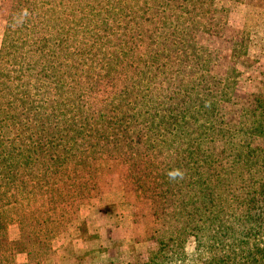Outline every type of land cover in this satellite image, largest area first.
<instances>
[{
	"label": "trees",
	"instance_id": "1",
	"mask_svg": "<svg viewBox=\"0 0 264 264\" xmlns=\"http://www.w3.org/2000/svg\"><path fill=\"white\" fill-rule=\"evenodd\" d=\"M216 1L12 0L0 50V264H68L53 241L117 171L157 244L136 264H264V148L237 141L264 140V97L233 122L218 116L250 37L224 75L211 71L198 34L224 38L230 26ZM86 255L73 260L91 264Z\"/></svg>",
	"mask_w": 264,
	"mask_h": 264
},
{
	"label": "rangeland",
	"instance_id": "2",
	"mask_svg": "<svg viewBox=\"0 0 264 264\" xmlns=\"http://www.w3.org/2000/svg\"><path fill=\"white\" fill-rule=\"evenodd\" d=\"M11 3L12 0H0V50ZM216 6L230 11V26L225 37L198 34L199 43L210 50V68L214 74L227 72L234 44L244 33L250 37L246 56H241L234 63L240 71L234 99L231 103H221L218 108L221 119L233 122L243 109L253 107L257 98L264 97V64L256 52L259 45L264 49V0H217ZM237 141L264 148V140L250 135L239 134ZM218 146L221 149L222 144ZM139 211L133 186L126 182L122 172H111L100 183L95 198L80 208L78 220L70 224L66 234L53 241V248L67 258L68 264H77L73 260L75 256L89 253L91 255H86V262L93 255L91 264L148 262L157 250V244L145 241V223L138 215ZM7 235L11 241L19 240L18 225H8ZM85 247L89 250H84ZM188 249L191 251L193 246L189 244ZM16 263L22 264L23 256H17Z\"/></svg>",
	"mask_w": 264,
	"mask_h": 264
},
{
	"label": "crops",
	"instance_id": "3",
	"mask_svg": "<svg viewBox=\"0 0 264 264\" xmlns=\"http://www.w3.org/2000/svg\"><path fill=\"white\" fill-rule=\"evenodd\" d=\"M263 27H264V24H263ZM250 51H251V49H250ZM263 51H264L263 47L261 45H259L257 47V51H256V52H258L257 58L258 59H261L262 58L261 59V62L264 64V53H263Z\"/></svg>",
	"mask_w": 264,
	"mask_h": 264
}]
</instances>
